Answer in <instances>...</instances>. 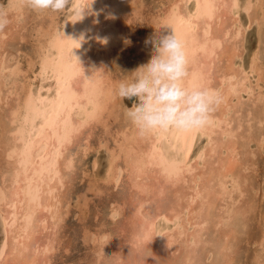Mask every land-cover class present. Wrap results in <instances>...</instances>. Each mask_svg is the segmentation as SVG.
<instances>
[{"label": "bare ground", "instance_id": "1", "mask_svg": "<svg viewBox=\"0 0 264 264\" xmlns=\"http://www.w3.org/2000/svg\"><path fill=\"white\" fill-rule=\"evenodd\" d=\"M21 1L10 0V5L20 6ZM166 2L161 14L157 12L159 15L150 20V37L142 43L141 62L153 54V45L148 42L170 32L171 28L164 25H171L185 41L189 53V83L208 82L222 94L223 101L212 114V123L203 131L184 133L170 129L145 138L131 125L116 134L119 138L108 155L105 182L116 185L124 172L129 185L128 194L113 201L109 208L112 219L122 215L125 221L120 229L124 243H116L113 249L109 246L111 250L104 253L102 243L109 241V234L99 237L96 232H85L83 237L91 241L95 253L91 264H118L121 258L124 264H205L204 258L209 254L213 258L208 264H228L224 254L235 237L237 217L245 211L236 205L232 207L235 201L229 190L239 189L235 138L242 123L237 113L242 92L253 87L247 85L248 74H259L261 65L257 63L258 51L251 55L249 73L241 66L234 67V58L240 56L239 39L244 32L239 11L249 10L254 2ZM138 3L72 0L60 24L52 20L50 29L41 30L43 38L37 43L39 51L35 55L38 70L32 71V77L49 82L36 86L37 89L33 88L32 78L24 75L29 83L23 82L25 77L19 84L12 78L14 81L3 91L6 77L26 72L22 71L25 64L21 65L22 70L18 69L17 61L11 64L7 58L2 60L4 54H0V154L6 159L0 171V264L50 263V254L60 241L59 231L68 213L64 193L76 165L70 144L86 126L98 122L104 112L117 105L112 94L115 80L109 68L111 56L114 49L127 41L125 15L137 14ZM1 37L4 35L0 31V42ZM33 62H28L27 71H31L36 60ZM256 95L257 100L264 101V93ZM203 137L204 143L194 151ZM220 197L231 201L223 202L222 212L215 213ZM85 202L78 204L79 212ZM209 223L222 226L216 238L207 235ZM261 232L260 244H264V228ZM257 264L264 261L257 259Z\"/></svg>", "mask_w": 264, "mask_h": 264}, {"label": "rangeland", "instance_id": "2", "mask_svg": "<svg viewBox=\"0 0 264 264\" xmlns=\"http://www.w3.org/2000/svg\"><path fill=\"white\" fill-rule=\"evenodd\" d=\"M71 1L72 0H70L69 5L64 9L65 11H60L61 13L46 11V14H44L45 11L37 12L26 6H22L23 3H21L20 6H11L10 0H7V4L11 6L9 8V18L11 20L9 19V24L6 26L7 29L5 28L6 30H4L10 31L9 33L7 32L8 34H6L4 30L1 31L4 37H1L0 46L4 48L0 47V54H4V59L2 58V60L7 58L11 64H14V62L17 61L19 64L18 69L22 70L23 67H21V65L23 66L25 64L24 69L26 70L23 69L22 71L26 72V74L22 75L15 72V76L6 77V84L3 91L10 86V83L14 81L13 79H16L19 84V82H21V80L25 77V81L23 82L26 84L29 83V79H27V81L26 76L27 78H32L33 88L35 87V89H37L40 84L43 85L49 82L45 81V79L40 80L38 77H32L34 76L33 72L38 70V58L35 56L36 53L38 54L37 51H39L37 48L39 44L37 43H39V41L43 38L41 30L46 27L50 29L48 26L50 21L54 20V22H57L58 24L61 23L60 21L64 19L63 17H65L70 10ZM166 1L167 0H136V3L140 2L138 3L139 9L137 14L129 12L125 15V21L127 22L125 23L124 21L123 24L125 25H123V27L125 26L124 31L127 42L114 49L109 66L115 81L119 80L124 75L131 74V70L125 67H134L141 63V60L143 59L142 45L145 44L144 42L150 37V29L152 25L151 21L165 9L167 4ZM252 1L254 3L250 6L249 10L246 11L242 9V11H239V18L244 27V32L242 38L240 37L239 39L241 40V46L238 49L240 56L234 58V67L241 66L246 72H248V67L250 66L251 61L250 59L252 58L251 55L253 56L254 52L258 51L256 58L257 63L261 65V69L259 74L256 71L252 73L248 72L247 85L253 87L250 90L251 92H242L240 98V110L237 113V118H239L242 123L241 127L238 129V133L236 134L237 137L235 138L236 153L238 157L236 173L237 181L239 182V189L232 190L229 183L227 184V188H231L229 190L233 192L230 193V196L235 201L234 204H231L232 207L236 205L237 209H240L241 211L245 209V211L241 214L242 216H238V219L236 218L237 226H234L235 237L233 241H231V245L228 250H226L229 254L224 252L225 254H228V256H225L224 254L225 260L228 259L227 261H229L228 264H257V259H262L264 261V244H260V235L262 234V228H264V101L261 99V102L259 100L260 98L257 100L256 97V93H264V87L262 86L264 85V16L262 15L264 11V2L260 3L262 0ZM4 2L6 3L5 0ZM243 2H245V0H241V3ZM255 8L257 9L255 10ZM120 19L122 18L120 17ZM38 23H40V26ZM5 36L7 37L6 39H4ZM34 41L36 43H34ZM0 56L2 57V55ZM9 58H12L13 61ZM31 60L34 61L33 63H35L36 60V63L34 66L32 64L31 71L29 72L27 71L29 69L27 65H29L28 62ZM31 72L33 75H31ZM256 75L262 80H258ZM6 80L10 81H8L9 84H7ZM253 83L256 85L254 86ZM119 101L121 100L116 99L117 105L115 103V106L111 109V111L104 112V116H102L98 122H92V124H90L92 127L90 125L86 126L75 138L76 140H83H75L70 144L69 151L72 153L74 165H76L74 166L75 168L71 170V174H69V181L67 182V187L65 188L64 193V197L68 200V213L64 216L63 223L59 231L60 241L53 250V253L50 254L51 260L49 264H91L94 261L95 253L91 250L93 249L91 241H86L83 237L84 233L87 231L96 232L99 237L102 234H109V241L102 243L105 248L104 253H108L111 249L116 247L118 243V245L124 243V233L121 232L120 229L124 226L123 223L125 221L122 218V215L112 219L109 215V208L113 201L118 199L120 200L128 194L129 185L126 181L127 179L124 172L121 173L119 182L116 185L113 182H105L107 178L105 170L109 162L107 161L109 160L108 155L116 146V140L119 138V135L116 134H119L122 130L127 129L128 126H131L130 122L126 118L125 112L127 107L134 105L135 103L134 101H129L127 99L121 101V104ZM230 114L235 116L234 112H231ZM110 121L112 123H110ZM80 136L83 138H80ZM84 138H86V140ZM251 139L252 141L250 142ZM204 141V137L200 138L196 145L197 148H195L194 151L197 150L204 143ZM260 142L263 146H260ZM86 143L89 144L88 147ZM95 148L96 150H94ZM83 149H85V151ZM82 151L85 152V154ZM0 155L1 171L5 166L6 159H4L5 157H3L2 154ZM119 161L120 159L118 162ZM119 164H121V162H119ZM92 176L94 177L92 178ZM90 181L92 183H90ZM83 198L84 201L86 200L85 206L83 207V210H81L82 212H79L78 204L84 202ZM228 200H230V198H225V200H223V198L220 197L216 201L218 204L216 203L215 206L217 208L215 207L214 212L221 213V207L225 203L229 202ZM206 230L208 237L214 236V238H216L220 235L222 226L220 224L215 226L212 223H209L206 226ZM109 246L112 248L110 249ZM258 255L261 257H258ZM212 258V254H209L207 258H204V263L208 264V261L210 263Z\"/></svg>", "mask_w": 264, "mask_h": 264}, {"label": "clouds", "instance_id": "3", "mask_svg": "<svg viewBox=\"0 0 264 264\" xmlns=\"http://www.w3.org/2000/svg\"><path fill=\"white\" fill-rule=\"evenodd\" d=\"M22 2L37 12H60L70 0ZM130 2L136 5V0ZM9 15L7 0H0V31L9 24ZM164 26L171 31L148 42L154 48L150 59L135 67H125L131 74L122 76L112 86L116 99L135 102L126 108L125 115L137 134L145 138L170 129L184 133L203 131L212 123L211 116L223 101L222 94L208 82L189 83L190 58L185 41L171 25ZM118 264H124V259Z\"/></svg>", "mask_w": 264, "mask_h": 264}]
</instances>
